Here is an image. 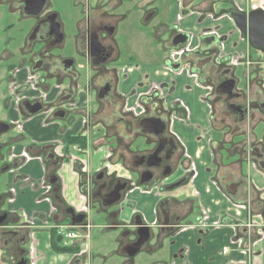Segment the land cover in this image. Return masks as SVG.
Listing matches in <instances>:
<instances>
[{
    "label": "flooded vegetation",
    "instance_id": "af4514ba",
    "mask_svg": "<svg viewBox=\"0 0 264 264\" xmlns=\"http://www.w3.org/2000/svg\"><path fill=\"white\" fill-rule=\"evenodd\" d=\"M178 2L177 19L170 22V0H0V264H37L41 252L35 232L41 230L49 232L56 256L69 253L68 264H79L94 227L92 208L103 216L100 227L117 233L122 264H132L142 251L162 249L167 241L168 249L173 234L202 226L205 217L193 202L195 162L172 128L174 119L189 117L182 100H171L175 75H186L200 89L211 129L218 132L211 142L220 153L234 161L230 151L240 146L236 177L224 174L222 164L214 184L234 204L246 207L254 194L257 204L263 203L249 170L264 169V142L250 140L253 112L264 116V90L251 88V73L237 71L235 56L227 62L217 58L219 42L218 48L208 49L203 39L192 48L191 37L177 27L184 15ZM232 8H226L229 17ZM125 26H137L143 37L154 38L149 50L161 67L126 93L125 82L139 71L142 59L136 55L141 43L130 44ZM252 47L264 52V47ZM260 86L264 89V81ZM33 121L38 124L35 135L25 129ZM41 133L50 136L43 139ZM90 155L95 158L89 163ZM35 163L39 178L24 171ZM66 166L77 179L79 207L62 196ZM18 182L39 192L35 202L46 207L31 214L10 209ZM135 191L154 196L152 220L128 198ZM242 228L245 232L252 225ZM68 232L73 236L66 237ZM234 236L249 253L251 240L241 233ZM52 239L56 247L77 250L58 252ZM138 241L135 255L120 254L123 246Z\"/></svg>",
    "mask_w": 264,
    "mask_h": 264
},
{
    "label": "crops",
    "instance_id": "0c3cea01",
    "mask_svg": "<svg viewBox=\"0 0 264 264\" xmlns=\"http://www.w3.org/2000/svg\"><path fill=\"white\" fill-rule=\"evenodd\" d=\"M181 2L184 6L182 10L184 15L177 27L191 37L192 48L198 46L203 39L208 40L205 46L208 49L218 48L216 42H219L222 48L220 51L217 50V58L227 62L230 56H235L240 62L236 67L237 71L242 75L246 74V71H250L251 88L256 91L260 88L264 90L263 86H260L264 81V52L251 46L247 36L236 26L226 10L229 5H233L242 11L261 10L264 12V0H181ZM170 4L171 8L167 15L170 22H174L177 19L180 6L178 0H170ZM137 11L142 14L141 10ZM207 14H212L215 18H211ZM208 33H212L211 36H208ZM143 48L144 44H140L137 53L134 51L135 48H130V51H134L143 61L138 72L130 73L125 82V93L135 85L136 80L142 77L146 78L147 75L152 76L156 69L161 68L159 63L150 57L151 51L149 50L146 54ZM152 61L156 63H152ZM155 79L161 81L163 78L157 76ZM200 92V89L192 85L191 78L183 74L175 75L171 100H182L189 109V117L188 120L174 119L172 128L183 140L195 160L197 174L194 177L193 185L197 194L193 197V202L200 207L205 219L202 226H199L201 229L192 227L173 234L168 250L169 258L165 261L168 264H264V231L261 230L264 226V201L258 205L259 199L257 200L256 194H254V198L250 202L251 205L248 204L244 207L234 204L236 202L214 184L217 176L216 171L222 164L225 165L224 174L232 173L236 177L235 171L239 167L241 152L239 156V145L234 147L235 149L232 146L230 154L233 156V161L230 158L227 159L229 155L220 153L219 146L215 147L214 142H211L218 132L211 129L209 111L199 100ZM177 115L183 117L182 111H177ZM253 115L256 125L255 129L250 132V140L263 143L264 116L257 111L253 112ZM37 127L38 124L35 121L25 124L26 131L31 135L37 133ZM41 135L43 139H48L50 136L48 133H41ZM235 141L240 142L239 138H235ZM67 167L62 172L64 177L62 196L68 203L79 207L82 200L78 196L77 179ZM24 171L29 172L34 178L41 176L36 163L28 165V169H24ZM249 179L256 192L264 198V169L251 167ZM15 187L16 198L14 204L9 205L10 209H23L26 213L31 214L46 207L45 204L35 202V197L39 192L24 186L21 182L16 183ZM128 198L134 202L138 210L146 213L151 211L150 207L155 202L153 195L146 196L137 191ZM249 213L253 215L251 223L247 222ZM197 216L198 213L194 219ZM194 219L190 221L194 222ZM237 223L238 228L235 225ZM246 224H251L252 228L243 232L244 228L242 227ZM240 233L246 242L251 240L250 251L247 254L242 251L246 247V243L239 244L235 240L234 235ZM55 257L56 255H53L48 264H54ZM64 258L59 257L60 261H63ZM42 262V260L38 261L37 264H43Z\"/></svg>",
    "mask_w": 264,
    "mask_h": 264
},
{
    "label": "rangeland",
    "instance_id": "374dc122",
    "mask_svg": "<svg viewBox=\"0 0 264 264\" xmlns=\"http://www.w3.org/2000/svg\"><path fill=\"white\" fill-rule=\"evenodd\" d=\"M132 17L128 21L126 20L127 24L130 25V22L134 21V16ZM160 18L162 19V17ZM141 29L145 30L144 27H141ZM124 31L126 34L129 33L130 35L129 36L130 44H137V43L144 44L143 50L146 54H148V51L151 48L150 45H152V40H154L152 36L147 34V36L143 37L142 34L138 32L137 26H125ZM150 55H151L150 57L152 58V56L155 55V53L154 54L152 53ZM139 62L141 63V60H139ZM94 158H95V155H90L89 163ZM143 213H144L143 215H145L146 219H148L149 221L152 220L154 217L151 211L149 213H146V212H143ZM90 217L94 223V227L89 232V238H90L89 244L85 250L84 256L79 257L80 258L79 264H82L81 262H84L82 259H85V258L88 259V264H122V262L124 261V258L118 254L117 249H116V243H115L117 233L114 231H106L105 229L100 227L101 226L100 224H102L104 219H103V216L100 215L95 210V208H92L90 210ZM35 238L38 240L37 250L38 252H41V254L39 255L41 258L40 261L42 260L43 264H48L51 258H53V255H55L49 246V232L45 230H41L38 232L36 231ZM168 242L169 241H167V245H168ZM68 243H70L69 240H68ZM167 245H164L162 249L160 250L157 249L155 252L151 254L144 252V251L138 253L134 257L132 264H155V262H158V261H165V259L169 258V254H168L169 248L167 249ZM42 255L44 257H42ZM61 256L63 255H59L54 258L56 259V261H54V264H68L70 260L69 258H71L70 257L71 255L69 253L64 254V257L66 259L64 258L63 261H60L59 259V257Z\"/></svg>",
    "mask_w": 264,
    "mask_h": 264
},
{
    "label": "water",
    "instance_id": "95a60500",
    "mask_svg": "<svg viewBox=\"0 0 264 264\" xmlns=\"http://www.w3.org/2000/svg\"><path fill=\"white\" fill-rule=\"evenodd\" d=\"M229 15L234 20L237 27L242 31V33L247 35L248 40L252 46L256 48L264 47V12L263 11L254 10V11L247 13V12L239 11L236 8H232L229 11ZM178 36H181V35H178ZM183 40H184V37L180 39V41H183ZM5 129L6 128H3L2 130H5ZM115 199H117L116 196L113 197V200ZM79 220L80 218H78L77 221ZM143 230H147V228L143 227ZM141 237L146 238V235L142 234L140 235V238ZM140 243H141L140 241L129 243L123 246L119 252L120 254H127L128 256H133L138 252L140 248Z\"/></svg>",
    "mask_w": 264,
    "mask_h": 264
},
{
    "label": "trees",
    "instance_id": "16d2710c",
    "mask_svg": "<svg viewBox=\"0 0 264 264\" xmlns=\"http://www.w3.org/2000/svg\"><path fill=\"white\" fill-rule=\"evenodd\" d=\"M51 246L54 250L58 251V252H74L75 250H77L76 247H56V243L54 242V240L52 239L51 241Z\"/></svg>",
    "mask_w": 264,
    "mask_h": 264
},
{
    "label": "built area",
    "instance_id": "2783aa9c",
    "mask_svg": "<svg viewBox=\"0 0 264 264\" xmlns=\"http://www.w3.org/2000/svg\"><path fill=\"white\" fill-rule=\"evenodd\" d=\"M65 236H66V237H72L73 234L68 232V233L65 234Z\"/></svg>",
    "mask_w": 264,
    "mask_h": 264
}]
</instances>
